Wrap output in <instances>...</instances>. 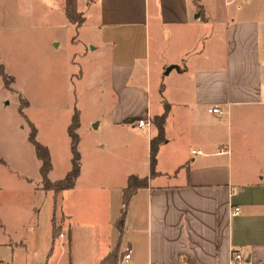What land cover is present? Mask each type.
Instances as JSON below:
<instances>
[{
  "label": "crops",
  "instance_id": "1",
  "mask_svg": "<svg viewBox=\"0 0 264 264\" xmlns=\"http://www.w3.org/2000/svg\"><path fill=\"white\" fill-rule=\"evenodd\" d=\"M4 21L16 30L87 29L113 105L84 128L87 138L80 117V171L56 195L42 186L28 138L33 153L26 147L29 158L22 153L11 171L29 197L0 212V259L228 264L234 251L264 264V0H0V31ZM164 112L153 171L152 121ZM139 118L150 124L137 127ZM67 135L62 163L47 144L51 181L71 167ZM130 174L147 182L120 230Z\"/></svg>",
  "mask_w": 264,
  "mask_h": 264
},
{
  "label": "rangeland",
  "instance_id": "2",
  "mask_svg": "<svg viewBox=\"0 0 264 264\" xmlns=\"http://www.w3.org/2000/svg\"><path fill=\"white\" fill-rule=\"evenodd\" d=\"M9 25L4 21L0 31L4 70L0 71V158L10 166L0 162V212L4 215L29 197L11 171L22 153L29 158L26 147L33 153L27 119L36 128L37 139L49 145L54 161L62 163L74 109L82 118V136L87 138L84 128L92 127L91 121L106 115L113 105L108 81L102 80V62L85 41L87 29L62 33L34 26L16 30ZM26 101L28 105L22 107Z\"/></svg>",
  "mask_w": 264,
  "mask_h": 264
},
{
  "label": "trees",
  "instance_id": "3",
  "mask_svg": "<svg viewBox=\"0 0 264 264\" xmlns=\"http://www.w3.org/2000/svg\"><path fill=\"white\" fill-rule=\"evenodd\" d=\"M1 73L4 72L3 67L1 66L0 68ZM21 104V102H20ZM26 106V102L24 104H21ZM22 112V111H21ZM23 113V112H22ZM165 112L160 114L159 116H156L153 118V123L156 127V130L158 131L157 135L152 137L149 141V162L151 164V168L154 171V166H155V159H156V153L158 150V146L160 145L161 142L164 141V134H163V123L165 119ZM29 123V131H28V138L29 141L32 143L34 150L36 152L37 158L40 160V174L42 177V186L43 188L47 190H52L54 192V195H56L58 192L62 190H67L70 187H72L75 182L76 178L79 174L80 171V153L79 149H77V145L79 142V135L76 132L79 123H80V118L78 111L74 109L73 114L71 115V121L68 124L67 128V134H69V147L71 149V160L70 164L71 167L69 171L60 179H56L54 181H51L48 179L47 175L49 171L51 170V163H50V152L48 148L42 144L38 139L36 135V128L34 124L28 120ZM152 171V172H153ZM147 178H140L135 174H130L128 176L127 184L126 186L122 189V207H121V212L120 216L117 219L116 225L120 230H122L124 224V217L126 213V206L131 198V196L136 192L137 189L140 187H144L146 185ZM56 206V203L54 204ZM57 231V228L53 230V234H55ZM111 255V254H110Z\"/></svg>",
  "mask_w": 264,
  "mask_h": 264
},
{
  "label": "built area",
  "instance_id": "4",
  "mask_svg": "<svg viewBox=\"0 0 264 264\" xmlns=\"http://www.w3.org/2000/svg\"><path fill=\"white\" fill-rule=\"evenodd\" d=\"M209 112H213V113H218L220 114L221 111L217 108V107H213V108H209L208 109ZM150 124V121L143 119V118H139L135 121V125L139 128H144V126H147ZM193 153H201V151L199 150H192ZM232 191H235L234 188H232ZM240 211V207H235L232 210V215H237ZM62 235V234H61ZM130 258V250H127V252L124 254L123 259L126 261ZM0 264H9L8 262L0 259ZM228 264H245L243 262V255L241 254V252H232L231 254V260L229 261Z\"/></svg>",
  "mask_w": 264,
  "mask_h": 264
}]
</instances>
